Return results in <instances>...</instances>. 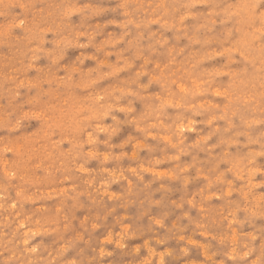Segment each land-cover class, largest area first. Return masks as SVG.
<instances>
[{
    "label": "rangeland",
    "instance_id": "rangeland-1",
    "mask_svg": "<svg viewBox=\"0 0 264 264\" xmlns=\"http://www.w3.org/2000/svg\"><path fill=\"white\" fill-rule=\"evenodd\" d=\"M136 263L264 264V0H0V264Z\"/></svg>",
    "mask_w": 264,
    "mask_h": 264
},
{
    "label": "bare ground",
    "instance_id": "bare-ground-1",
    "mask_svg": "<svg viewBox=\"0 0 264 264\" xmlns=\"http://www.w3.org/2000/svg\"><path fill=\"white\" fill-rule=\"evenodd\" d=\"M176 126V125H175ZM159 134V133H158ZM166 137V136H165ZM103 168V167H102ZM159 171V170H158ZM158 174V173H157ZM98 186V185H97ZM178 237H180V236H178ZM159 259V258H158ZM137 264V263H136Z\"/></svg>",
    "mask_w": 264,
    "mask_h": 264
}]
</instances>
